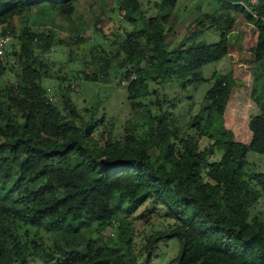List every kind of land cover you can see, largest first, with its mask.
<instances>
[{"label":"trees","instance_id":"obj_1","mask_svg":"<svg viewBox=\"0 0 264 264\" xmlns=\"http://www.w3.org/2000/svg\"><path fill=\"white\" fill-rule=\"evenodd\" d=\"M79 1L0 0L1 34L9 32L19 44L12 53L19 68L14 82L3 80L0 61V264H30L38 257L45 264H151L153 247L165 239L179 242L167 264H264V217L249 215L264 191L263 174L246 171L247 151L264 155V103L254 98L260 111L248 121L249 142L235 139L214 119L224 114L235 78L232 71L213 72L200 129L210 140L207 146L200 148L198 139L180 133L167 112L153 116L142 137L130 133L122 142L111 138L113 125L108 124L100 144L93 132L103 118L94 121L92 114L85 120L62 93L59 107L42 86L47 70L34 50L53 48L55 30L12 26L16 16L36 9L71 15ZM213 1L219 11L196 17L187 35L169 47V37L176 34L168 21L177 0H161L150 17L139 0H116L127 19L140 26L122 39L112 57H93L96 69L84 72V78L107 77L115 60L114 76L118 83L127 81L133 105L149 94L147 76L175 77L183 85L204 81L202 67L229 53L237 14L257 31L250 56L253 97L264 86V0ZM207 30H217L219 40L197 41ZM74 37L71 41L80 39ZM4 53L5 48L0 59ZM155 148L159 154L153 158ZM216 151L219 158L209 160ZM146 201L163 208L175 226L154 232L145 257L137 261L127 221L119 215ZM92 222L97 238L80 231ZM108 228L113 231L103 238ZM38 229L51 233V245L44 244ZM113 234L121 245L109 244Z\"/></svg>","mask_w":264,"mask_h":264},{"label":"rangeland","instance_id":"obj_2","mask_svg":"<svg viewBox=\"0 0 264 264\" xmlns=\"http://www.w3.org/2000/svg\"><path fill=\"white\" fill-rule=\"evenodd\" d=\"M141 9L146 17L155 15L161 0H139ZM257 2L258 0H252ZM217 2L213 0H177L170 15L168 24H172L176 37H169V47L176 45L187 35V26L198 16L218 10ZM235 26L229 36V53L223 58L205 64L201 69L204 81L192 82L183 85L182 80L175 77H146L149 94L140 99L136 105L128 98L126 85L117 82L114 76L116 61L112 60L107 77L95 80H86L84 72L92 73L96 69L93 57H112L119 43L129 35L134 27H139L140 22L129 21L125 14L119 10L116 0H82L76 5L75 11L68 16L57 12H45L40 9L24 12L16 16L12 26L18 31L24 26L39 32L48 27L55 30L57 43L47 52L35 48L34 53L39 55L45 64L47 77L41 81L48 97L61 107L62 101L59 93L64 94L81 116L88 120L94 114V121L103 118V124L93 132L95 139L103 144L104 137L101 132L106 125L112 124L111 138L122 142L127 134L142 137L151 126V118L157 114L167 112L180 133L198 139L200 148L210 143L209 138L200 135L204 124L206 111L204 94L211 86L213 72H233L235 86L232 88L228 104L223 115H215L214 119L222 126L232 130L235 139L248 143L251 131L248 121L251 116L260 110L254 98L263 102L264 86L256 88V93L251 96L254 84L253 62L251 60L252 47L255 44L257 31L254 26L243 17L234 14ZM0 25V34L4 31ZM74 36L79 40L71 41ZM174 36V35H173ZM172 39V40H171ZM219 40L217 30L205 31L197 41L212 44ZM18 42L13 38L5 47V53L0 59L4 67L3 80L15 81L18 71L17 58L12 55L17 50ZM93 62V63H92ZM149 68V67H148ZM262 84V83H261ZM138 101L137 99L134 100ZM67 113V112H66ZM213 119V120H214ZM195 127L191 128V124ZM105 134V132H104ZM175 144H179L176 140ZM180 148L175 149V155L180 153ZM152 156L159 154L158 149H153ZM220 152L216 151L209 160L218 159ZM246 171L251 174H263L264 180V155L254 151L246 153ZM252 184V182L250 181ZM122 204V203H121ZM251 216L260 219L264 217V191L258 202L250 211ZM127 221L126 235L131 236L130 252L141 261L146 254L145 246L148 238L157 230H171L175 222L164 216V209L154 207L146 201L132 213L123 211L119 215ZM96 224H85L80 228L84 236L99 237ZM112 228L106 229L103 238L111 233ZM37 232V231H36ZM114 233V232H113ZM38 236H42L46 246L51 245V233L38 229ZM112 245H121L116 235H112L109 242ZM179 251V242L176 239H165L153 247L151 264H167ZM12 264H19L14 262ZM30 264H45L43 258H32Z\"/></svg>","mask_w":264,"mask_h":264},{"label":"built area","instance_id":"obj_3","mask_svg":"<svg viewBox=\"0 0 264 264\" xmlns=\"http://www.w3.org/2000/svg\"><path fill=\"white\" fill-rule=\"evenodd\" d=\"M11 40H12V36L9 32L0 35V56L3 53V49L10 43ZM131 78H134V76H132ZM120 83L122 85H126L127 81L122 80Z\"/></svg>","mask_w":264,"mask_h":264}]
</instances>
